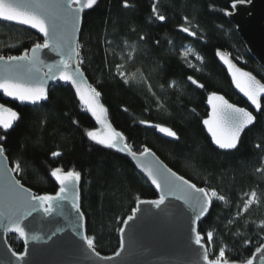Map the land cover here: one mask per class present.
Wrapping results in <instances>:
<instances>
[{
    "label": "trees",
    "instance_id": "trees-1",
    "mask_svg": "<svg viewBox=\"0 0 264 264\" xmlns=\"http://www.w3.org/2000/svg\"><path fill=\"white\" fill-rule=\"evenodd\" d=\"M232 3L97 0L82 12L78 61L133 152L152 149L180 175L216 193L197 222L209 259L223 248L229 262L246 263L264 242V96L235 149L214 147L201 124L211 92L250 108L218 62L217 50L264 83V67L224 14L233 11ZM37 39L42 38L29 28L0 21L1 53L22 55ZM185 46L192 50L188 56L181 53ZM47 95L32 105L0 93V104L17 112L10 129L0 127V145L11 167L19 165L18 179L35 195L53 196L59 190L52 170L79 172L86 235L97 252L112 255L120 246L121 225L137 202L159 199V193L126 153L90 140L86 133L98 126L70 85L54 84ZM156 125L170 128L176 137ZM6 238L16 253H23L17 234Z\"/></svg>",
    "mask_w": 264,
    "mask_h": 264
},
{
    "label": "snow or ice",
    "instance_id": "snow-or-ice-1",
    "mask_svg": "<svg viewBox=\"0 0 264 264\" xmlns=\"http://www.w3.org/2000/svg\"><path fill=\"white\" fill-rule=\"evenodd\" d=\"M96 2L97 0H56L54 5H49L43 3L42 0H0V18L4 21L28 25L44 37L43 43H35L32 46L30 55L25 52L22 55H10L7 58L0 56V61H3L4 64L3 68L0 69V91L4 96L11 97L21 103L37 105L47 100L48 95L45 85L49 81L70 82L75 88L80 101L87 105V111L98 123H104L102 115L105 108L99 103L101 93L95 88H90L85 94V91L81 88L83 72L77 59L80 55L77 33L80 30L81 13L84 8H91ZM250 2L251 0H233L231 8L235 10L238 5ZM51 8H54L55 12H51ZM224 14L230 16L232 12L225 11ZM164 19V16H159L160 21ZM182 31L188 32V29L184 28ZM189 35H194V33H189ZM42 49L50 50L59 59L44 64L40 55ZM217 55L219 56V51ZM221 59L223 60L222 57ZM224 63L229 70L235 88L259 111L262 107L261 97L264 96V84H261L251 73L235 67L228 61H224ZM42 64L47 71L42 72L37 67V65ZM188 79L192 84H197V81L192 77H188ZM199 87H203V85H199ZM207 104L211 107V113L209 118L203 120V124L211 135L212 142L221 150L235 149L241 132L254 122L255 117L245 108L230 103L223 95L216 93L209 94ZM5 112L8 114V119L0 118V127L7 130L13 126V121L17 119V113L0 105V113ZM141 123L147 122L141 121ZM155 127L159 132L165 133L169 137H176L177 135L170 128L159 125ZM223 129H227L226 135L221 134ZM86 134L90 140L97 144L109 149L127 151L129 155L136 156V153L127 144L123 143L124 136L119 131L113 129L104 136H101V133L97 131H88ZM3 138L0 136V139ZM145 154L152 155L148 148H145L144 152L141 153V155ZM58 155L59 153H52L54 157ZM0 160L3 161L7 190L12 197L11 201L0 210V223H3L5 232H15L24 237L28 225L40 222V213H43L44 217L52 216L55 213L57 216L65 217L70 223L72 222V213L76 214L78 220L84 219L78 206L77 186L81 177L79 172L67 171L66 174L61 175L60 168L52 170L51 177H54L59 183V190L55 196L34 195L24 188L18 180L8 176L9 172L17 171L19 165L15 168H9L3 147H0ZM162 168L163 166L157 162L156 165H149L147 171L152 184L161 189L164 194L158 200H140L137 203H150L155 207H160L165 203L167 196H174L177 200L189 205L194 217L192 223L195 225L196 221H199L209 211V193L205 188L197 187L183 177L177 176L171 169L163 168L161 170ZM156 174L160 175L163 181L162 184L155 178ZM177 181H180V183H177ZM70 192L72 193L71 199L69 198ZM177 193H181V195H176ZM211 196H216V193L213 191ZM69 206L71 211H69ZM136 211L137 209L134 208L133 213ZM133 218V215H129L124 220V224H128ZM72 226L76 234L79 235V223H74ZM62 230L61 228L52 230L47 238L51 240ZM120 231L123 233L124 229L121 228ZM192 232L196 233L195 227L192 228ZM209 236H211V233H209ZM81 239L85 241L91 254L97 260L102 261L103 264H107L113 259V257L101 256L95 250L92 239L87 238V236H81ZM33 240L38 241L40 237L33 236ZM193 242L201 249L200 255L203 264H221V261L222 264H229V261L224 259L225 250L223 248L216 259H209L198 233L195 235ZM121 247H123V241H121ZM262 249H264V246L257 248L256 252H261ZM12 255L16 256L18 261L24 259L23 254L17 256L13 252ZM116 256H119V252L116 253ZM246 264H253V261L249 259ZM260 264H264V255L260 257Z\"/></svg>",
    "mask_w": 264,
    "mask_h": 264
},
{
    "label": "water",
    "instance_id": "water-1",
    "mask_svg": "<svg viewBox=\"0 0 264 264\" xmlns=\"http://www.w3.org/2000/svg\"><path fill=\"white\" fill-rule=\"evenodd\" d=\"M42 2L49 5H54L56 3V0H42ZM84 9H88V8H84ZM50 11L55 12V9L51 8ZM81 17H82V13H81ZM229 18L232 21V23L235 25L237 32L239 33L243 42L246 44L249 51L256 58L259 64L262 67H264V0H251L250 3L238 5L237 8L232 11V15H230ZM0 21H4V20L0 18ZM4 22H8V21H4ZM9 23H15V22H9ZM22 26L33 30L44 40L43 35L39 33L36 29H32L28 25H22ZM80 29H81V24H80ZM79 35H80V30L77 33L78 45L80 44ZM218 51H219V56L217 55ZM217 52H216L217 60L220 63V65L224 68L231 81H232V77L229 75V70L226 64L224 63V61H228L229 63L233 64L235 67H238L243 71H247L246 69L235 63V61L226 52L220 49L217 50ZM27 53L30 55L31 49ZM40 55H41V60L44 61V64H49L52 63L54 60L59 59V57L56 56L55 53L51 52L48 49H42ZM221 57L223 58V60L221 59ZM3 66H4L3 61H0V69H2ZM79 66L81 68V71L83 72V78H82L83 82L81 83V88L85 91V94H87L88 89L95 87L88 81L80 64ZM37 67H39L42 72L47 71V69L44 67L43 64L37 65ZM251 74L255 76L253 73ZM256 79L261 84H264L257 77ZM59 82L70 85L78 101L87 110V105L83 104L80 101L79 97L76 94L75 88L70 82L59 81V80L49 81L47 85H45L47 94H48V89L52 85L57 84ZM233 87L235 91L248 103L250 108L233 103L222 93L219 92H211V93L223 95L225 99H227L230 103H233L238 107L245 108L246 110L251 112L255 117L254 112H256L257 109L254 106H252L251 103L247 100V98L244 97L243 94L240 93L235 88L234 84ZM0 93L3 94L2 91H0ZM208 96L205 101V105L207 107V115L206 117L203 118V120L209 118V115L211 113V107L207 104ZM99 103L102 104L105 108V112L102 115V119L104 120V123L103 124L98 123L97 120L94 117L93 118L95 119L96 124L98 126L97 132H100L101 136H104L107 135L111 130L113 129L116 130V129L109 120L107 109L105 105L102 103L100 97H99ZM25 104H29V103H25ZM3 108L9 109L4 106ZM0 118L8 119V114L6 112L0 113ZM203 120L201 124L205 130V133L209 137L212 145L218 148L212 142L211 135L207 132L206 126L203 124ZM15 121L16 120L13 121V124ZM251 125L245 127L243 131ZM243 131L241 132V134L243 133ZM221 134L226 135L227 129H223L221 131ZM123 143H125V139ZM0 147L2 146L0 145ZM121 147H123V145H121ZM149 150L150 153H152V155H147V154L141 155V153H143L144 150L142 152H135L136 156L129 155L127 151H122V152L126 153L131 158L136 169L159 193V196L163 195L164 193L161 191V189H158L154 184H152V180L151 178H149L147 171L149 165H156L157 162L159 165H162L163 168L171 169L173 172L177 174V176H181L184 179L188 180L190 183L194 184L192 181L180 175L178 172H176L171 167H169L152 149ZM5 157L7 159L9 168H12L6 154ZM163 168L161 170H163ZM4 171L5 170L3 168V161L0 160V210H2L5 207V205L9 203L12 199L11 194L7 190ZM66 173H67L66 171H61L60 174L64 175ZM8 176L14 178V180H18L20 184L23 185L24 188L28 189L32 194H34V192L30 188H28L27 186L21 183L15 171L9 172ZM155 178L161 184L163 183L159 174H156ZM53 179L55 180L54 177ZM56 182L58 183V181ZM177 183H180V181H177ZM77 191L79 195V186H77ZM208 193L211 200L212 198L211 192L209 191ZM176 195H181V193H177ZM71 197H72V193L70 192L69 198L71 199ZM151 200H158V199H148L144 201H151ZM78 206H79V199H78ZM135 209H137V211L135 213H132V215L134 216L133 220L130 221L128 224H124L123 222L121 225V228L124 229V232L123 233H121V231L119 232L120 246L116 251V253L119 252V256H116V253L112 255H108L107 257H113V259L107 262V264H203L202 256L200 255L201 249L193 242L195 235L197 234L198 221H196L195 225H193L192 220L194 219V217L192 215L191 209L188 204H186L181 200H177L174 196H167L165 199V203L160 207H155L150 203H138ZM69 211H71L70 206H69ZM77 222L79 223V235L76 234V231H74L72 226L74 223ZM193 227L196 228V233L192 232ZM56 228H61L63 230L58 232L55 237L49 240L47 238L48 235L52 230ZM10 232L11 231L5 232L3 223H0V264H103L102 261L97 260L96 257L91 254V252L87 248L85 241L81 239V236H87L85 232V223H84V219L78 220V217L76 216L75 213H72L71 223L69 222L68 219H65V217L57 216L55 213H53L52 216H48V217H44L43 213H40V222L28 225L26 228V235L24 237H21L18 233L11 232L17 234L24 243V251L23 253H21L24 256L23 260L18 261L16 259V256L12 255V253L15 251L11 248L6 238V234ZM33 236H39L40 240L34 241ZM121 241H123V247H121ZM201 243L204 246V250L207 251L206 245L202 241ZM261 246H264V242L260 245V247ZM9 249H11V251H9ZM21 254L16 253L17 256ZM100 255L106 256L102 254ZM261 255H264V249H262L261 252H256V251L254 252L252 257L250 258L253 261V264H260ZM229 264H246V263L229 262Z\"/></svg>",
    "mask_w": 264,
    "mask_h": 264
},
{
    "label": "rangeland",
    "instance_id": "rangeland-1",
    "mask_svg": "<svg viewBox=\"0 0 264 264\" xmlns=\"http://www.w3.org/2000/svg\"><path fill=\"white\" fill-rule=\"evenodd\" d=\"M191 52H192V50H191V48L189 46L183 47L182 51H181L182 55H184V56H188ZM252 199H253V197L250 196V200H252Z\"/></svg>",
    "mask_w": 264,
    "mask_h": 264
},
{
    "label": "built area",
    "instance_id": "built-area-1",
    "mask_svg": "<svg viewBox=\"0 0 264 264\" xmlns=\"http://www.w3.org/2000/svg\"><path fill=\"white\" fill-rule=\"evenodd\" d=\"M36 43H43V39H37V40H36ZM0 56H4L5 58H7V57L10 56V55H9V54L6 55V54L0 52ZM218 255H219V254H218ZM217 257H218V256H217ZM217 257H216V258H217ZM216 258H215V259H216ZM224 259H226V257H224ZM221 263H222V261H221Z\"/></svg>",
    "mask_w": 264,
    "mask_h": 264
}]
</instances>
